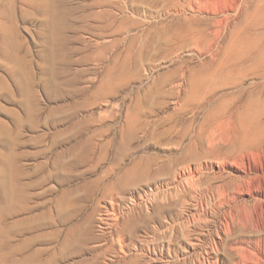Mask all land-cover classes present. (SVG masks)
Here are the masks:
<instances>
[{
    "label": "rangeland",
    "instance_id": "obj_1",
    "mask_svg": "<svg viewBox=\"0 0 264 264\" xmlns=\"http://www.w3.org/2000/svg\"><path fill=\"white\" fill-rule=\"evenodd\" d=\"M51 1L0 0V264H264V0Z\"/></svg>",
    "mask_w": 264,
    "mask_h": 264
},
{
    "label": "bare ground",
    "instance_id": "obj_2",
    "mask_svg": "<svg viewBox=\"0 0 264 264\" xmlns=\"http://www.w3.org/2000/svg\"><path fill=\"white\" fill-rule=\"evenodd\" d=\"M29 1H31V0H29ZM52 1H54V0H52ZM52 1H51V2H52ZM199 4H200V5H206L205 1H202V3L199 2ZM235 4H236V3H235ZM239 4H240V3H239ZM260 5H261V4H260ZM234 6H235V5H234ZM201 7H202V6H201ZM30 8H31V7H30ZM44 9H45V8H44ZM230 9H231V8H230ZM255 9H256V8H255ZM258 9H259V8H258ZM258 9H257L256 11H258ZM254 11H255V10H254ZM256 11H255V12H256ZM9 12H10V11H9ZM255 12H254V13H255ZM258 12H259V11H258ZM11 13H12V12H11ZM102 15H104V14H102ZM102 15H101V16H102ZM108 15H109V14H108ZM53 16H54V15H53ZM56 16H57V15H56ZM261 17H262V16H261ZM261 17H259V18H261ZM247 18H248V17H247ZM104 19H105V18H104ZM226 19H227V17H226ZM226 19H225V20H226ZM214 21H215V20H214ZM218 21H221V20H218ZM53 22H54V21H53ZM110 22H111V20H110ZM224 22H227V21H224ZM211 23H212V22H211ZM216 23H217V22H216ZM214 24H215V23H214ZM214 24L212 23V25H214ZM216 25H217V24H216ZM218 25H219V24H218ZM102 26H103V25H102ZM102 26H101V27H102ZM9 27H10V26H9ZM56 27H57V26H56ZM213 27H214V26H213ZM217 27H218V26H217ZM10 28H12V27H10ZM12 29H14V28H12ZM105 29H106V28H105ZM168 30H169V28H168ZM10 31H11V30H10ZM102 31H103V29H102ZM106 31H107V30H106ZM106 31L104 30V32H106ZM110 31H111V30H110ZM217 31H218V30H217ZM7 32H8V31H7ZM173 32H174V31H173ZM12 33H13V32H12ZM14 33H16V32H14ZM175 33H176V32H175ZM12 35H14V34H12ZM7 38H8V37H7ZM10 39H11V38H10ZM10 42H13V41H10ZM8 43H9V42H8ZM8 43H7V44H8ZM9 45H10V44H9ZM11 45H12V44H11ZM1 47H2V46H1ZM5 47H6V46H5ZM7 47H9V46H7ZM7 47H6L5 49H9V48H7ZM12 47H13V46H12ZM13 48H14V47H13ZM3 49H4V48H3ZM16 50H17V49H16ZM9 51H11V50H9ZM9 51H8V53H9L8 55H10V52H9ZM13 52H14V51H13ZM12 54H13V53H12ZM15 55H16V54H15ZM15 55H14V58H15ZM8 57H9V56H8ZM11 58L13 59V57H11ZM16 59H17V58H15V60H16ZM249 253H250V252H249ZM251 254H252V253H251ZM241 260H242V259H241ZM243 260H244V259H243ZM260 262H261V261H260Z\"/></svg>",
    "mask_w": 264,
    "mask_h": 264
}]
</instances>
